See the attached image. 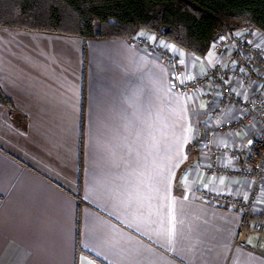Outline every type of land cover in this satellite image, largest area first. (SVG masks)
I'll return each mask as SVG.
<instances>
[{"label": "crops", "instance_id": "1", "mask_svg": "<svg viewBox=\"0 0 264 264\" xmlns=\"http://www.w3.org/2000/svg\"><path fill=\"white\" fill-rule=\"evenodd\" d=\"M4 30L0 87L14 110L0 104V264H264L254 238L234 244L238 213L197 192L249 191L235 173L205 169L200 144L218 86L176 92L163 55L176 56L185 79L217 63L244 66L250 80L228 83L240 99L264 96L258 30L220 34L203 56L144 29L142 44ZM234 35L261 47L257 66L215 48ZM244 112L230 105L217 119ZM241 127L212 141L250 146L259 125ZM260 189L253 211L264 218V179Z\"/></svg>", "mask_w": 264, "mask_h": 264}, {"label": "trees", "instance_id": "2", "mask_svg": "<svg viewBox=\"0 0 264 264\" xmlns=\"http://www.w3.org/2000/svg\"><path fill=\"white\" fill-rule=\"evenodd\" d=\"M242 25L264 36V0H0V26L88 38L144 29L195 56ZM0 104L13 112L0 87Z\"/></svg>", "mask_w": 264, "mask_h": 264}, {"label": "built area", "instance_id": "3", "mask_svg": "<svg viewBox=\"0 0 264 264\" xmlns=\"http://www.w3.org/2000/svg\"><path fill=\"white\" fill-rule=\"evenodd\" d=\"M134 43L142 44V40L135 36ZM215 48L220 52H237L245 66L254 67L258 64V56L262 49L254 44L249 36H229L215 43ZM164 61L171 70L172 86L180 94L199 91L204 86H218L215 107L209 110L212 124L203 132L200 148L207 156L206 172L215 176L230 175L235 173L240 178L249 181V191L244 198H238L228 193H216L199 189V197L217 207L233 210L238 213L239 221L234 236V244L238 247H248L250 238H254L255 252L264 254V218L254 214V205L257 200L264 179V96L256 92L250 99H240L235 90L228 83V78H237L243 83L250 80L247 69L236 65L214 64L212 67L196 74L182 78L179 62L176 56L163 54ZM230 105H238L245 109L238 119L225 121L217 119L222 109ZM257 121L259 129L256 138L250 146H222L212 140L217 135L228 132H237L245 124ZM225 156L234 166L222 161Z\"/></svg>", "mask_w": 264, "mask_h": 264}, {"label": "rangeland", "instance_id": "4", "mask_svg": "<svg viewBox=\"0 0 264 264\" xmlns=\"http://www.w3.org/2000/svg\"><path fill=\"white\" fill-rule=\"evenodd\" d=\"M0 29H5L4 31H14L15 33H18L19 31H21V30H19V29H13V28H0ZM7 29V30H6ZM8 33V32H7ZM219 36V35H218Z\"/></svg>", "mask_w": 264, "mask_h": 264}]
</instances>
